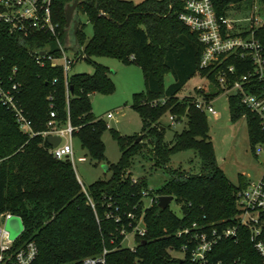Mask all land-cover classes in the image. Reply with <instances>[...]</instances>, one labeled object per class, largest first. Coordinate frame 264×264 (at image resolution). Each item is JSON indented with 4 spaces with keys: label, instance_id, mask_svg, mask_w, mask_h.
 <instances>
[{
    "label": "trees",
    "instance_id": "16d2710c",
    "mask_svg": "<svg viewBox=\"0 0 264 264\" xmlns=\"http://www.w3.org/2000/svg\"><path fill=\"white\" fill-rule=\"evenodd\" d=\"M72 1L53 0L52 4L53 19L64 48L70 39L64 10ZM185 1L82 0L78 12L91 23L93 37L86 42L79 22L77 46L73 49L78 55L72 66L84 59L94 67L92 75L65 76L50 63L39 66L34 51L49 50L54 56L59 55L54 38L41 34L21 39L0 24V81L4 88L18 85V102L36 131L46 129L51 111L56 114V127L70 122L75 129L73 137L79 139L94 160L104 158L102 135L107 126L93 114L90 96L110 94L114 86L108 69L93 59L112 57L137 65L143 71L146 88L145 92L135 93L132 101L142 120V135L123 137L112 131L121 158L109 167L112 177L93 183L86 193L71 163L53 158L50 145L40 136L29 138L23 134L13 113L0 99V216L5 213L17 216L23 226L9 253L33 242L38 254L32 264H81L87 258L103 255L104 251L106 264H192L190 251L196 232L212 228L220 231L235 223L238 193L250 181L239 175L238 184H233L227 178L215 157L207 115L194 107L193 96L177 99L197 72L216 88L215 92H202L201 97L214 100L225 93L217 81L219 67L199 68L204 48L179 20ZM212 3L216 14L223 17L248 13L252 6L251 0H212ZM251 31L264 50V26L247 30L242 36ZM228 66L235 67V74L229 77V88L235 80L253 72L251 61L239 56H230L221 68ZM167 73L173 74L175 81L165 87ZM245 91L264 96V80L253 79ZM162 98L166 99L165 105L151 104ZM228 100L231 121L245 120L255 153L256 146L264 143L258 118L241 103L239 94L233 92ZM166 113L178 122L185 120L186 124L170 143L165 142L164 128L159 123ZM148 145L155 167H166L171 155L181 151H193L200 167L196 173L168 170L167 181L150 193L153 202L146 206L143 193L147 191V182L140 179L134 184L129 170L133 157ZM261 180L264 186V175ZM160 196H172L181 208L182 217H177L169 207L160 209ZM140 218L144 236L136 235L133 249L123 248L125 234L133 232ZM184 230L189 233L179 237L178 233ZM176 251L184 252L185 259L174 258L172 252ZM216 253V259L241 258L247 264H263L246 237L238 236L237 243L230 239L221 242Z\"/></svg>",
    "mask_w": 264,
    "mask_h": 264
},
{
    "label": "built area",
    "instance_id": "2783aa9c",
    "mask_svg": "<svg viewBox=\"0 0 264 264\" xmlns=\"http://www.w3.org/2000/svg\"><path fill=\"white\" fill-rule=\"evenodd\" d=\"M252 6L249 16L242 19L218 16L214 10L212 0H186L184 11L179 14V20L195 34L198 41L203 46V52L199 62L202 70L216 69L219 67L217 81L224 94L237 93L241 97V103L248 108L258 118L261 131L264 133V96H257L247 93L245 86L253 79L264 80V50L255 39L253 31L247 36L242 33L252 28L264 26L256 17L258 10L257 0H251ZM53 0H0V24L6 25L10 33L18 35L21 39L38 37L41 34H48L54 38L59 51L58 56H54L49 50L34 51L33 56L36 63L43 67L50 63L52 67H59L65 76L68 75L75 58L67 55L66 49L59 40L58 24L55 23L52 15ZM235 16V14L233 15ZM237 25L247 30H239ZM44 52V54H41ZM230 56H239L241 59H249L253 65V72L241 76L235 80L229 88V77L235 74V67L228 66L225 69L221 65ZM17 70H13L15 76ZM18 85L14 83L10 88H4L0 81V99L14 115L19 130L29 138L40 136L47 141L48 137L57 136L60 142L56 147L50 145L49 153L60 161H68L74 164L73 132L74 128L67 122L65 126L56 127L55 112L49 113V121L46 129L36 131L32 121L28 118L24 109L18 102L16 93ZM213 101L204 97L196 98L194 107L200 112L210 116H216L213 108ZM153 106H163L166 99L154 100ZM112 113L107 114V118H112ZM171 124H177L174 116H169ZM256 155L264 152V143H260L255 148ZM78 161H85L79 158ZM135 184L136 181L133 180ZM83 188V187H82ZM86 193V190L84 191ZM144 197L148 196L146 192ZM90 201V199H89ZM153 199H150V204ZM91 203V201H90ZM149 204V205H150ZM93 207V204L91 203ZM237 215L232 226L218 231L215 228L207 231L196 232L193 235L194 247L190 251V262L192 264H247L241 258L232 260L216 259V249L221 242L232 240L238 242L239 238L246 237L252 244L255 252L264 264V186L262 180L249 183L248 187L238 193ZM14 216L5 213L0 216V264H32L37 257L38 250L36 245L31 242L19 250L9 253L13 243L9 240V233L3 228V221L9 220ZM133 218L132 215H129ZM19 218V217H18ZM21 220V219H20ZM142 218L139 219L133 229L135 235L143 237L145 228ZM143 227V228H141ZM188 230L179 232L178 236L188 234ZM127 234H125L126 238ZM183 250H187L184 247ZM104 251L103 255L96 258H87L81 264H106Z\"/></svg>",
    "mask_w": 264,
    "mask_h": 264
},
{
    "label": "rangeland",
    "instance_id": "374dc122",
    "mask_svg": "<svg viewBox=\"0 0 264 264\" xmlns=\"http://www.w3.org/2000/svg\"><path fill=\"white\" fill-rule=\"evenodd\" d=\"M126 1L140 3L143 0ZM77 15L79 22L83 25L86 42H88L93 37V27L82 12H78ZM248 16L249 12L238 13L235 16L232 15V18L242 19ZM256 17L261 24H264V3L258 5ZM248 27V25L244 27L237 25L239 30H247ZM69 42L70 39L65 45L66 52L68 57L74 59L78 54L69 49ZM93 61L108 69V76L113 83L114 90L110 94L95 93L90 96L93 114L95 117L101 118L107 126L102 135L105 148L104 158L100 161L92 159L87 150L82 147L79 139L73 138L74 164L72 167L83 191L95 182L108 181L112 177V171L109 170V167L116 164L121 158V150L112 136V131H117L123 137L141 136L143 133L140 115L132 107L133 95L145 92L146 89L141 68L135 64H125L120 59L112 57H95ZM93 73L94 67L84 59L75 61L69 71V75H92ZM174 81V75L167 73L164 78V86L167 87ZM215 91L216 88L208 79L201 77L200 73L197 72L178 93L177 99L182 100L189 96L201 98L202 92ZM228 97L229 94H222L214 99L213 108L217 115H208L209 136L214 146L217 163L233 184H238L239 175L245 176L251 182H258L264 175V152L258 155L256 152H252L245 120L236 123L231 121ZM108 113H112V118H107ZM159 123L164 128V140L167 143L173 140L176 132L179 133L186 127L185 120L172 125L167 113L160 119ZM150 150L151 145H148L147 148L135 155L129 170L132 181L135 180L137 183L140 179H145L147 182L146 193L148 196L144 198L146 206L150 204V193L160 188L167 181L168 170L181 169L196 173L200 167V160L193 151L174 153L166 167H155ZM79 158H85V161H78ZM169 209L177 217H182L181 208L175 200L169 204ZM3 228L9 233L11 242H14L23 232L22 222L18 217L3 221ZM135 245V233L127 234L122 247L133 249ZM172 256L178 260L185 259V254L181 251L172 252Z\"/></svg>",
    "mask_w": 264,
    "mask_h": 264
},
{
    "label": "water",
    "instance_id": "95a60500",
    "mask_svg": "<svg viewBox=\"0 0 264 264\" xmlns=\"http://www.w3.org/2000/svg\"><path fill=\"white\" fill-rule=\"evenodd\" d=\"M82 0H73L71 3L67 4L64 10L66 28L70 30V42L69 49H74L77 46V32L79 29V20H78V8ZM106 17H108L106 15ZM41 54H44L42 52ZM47 142L52 147H56L60 138L57 136H51L47 138ZM68 162V161H67ZM173 201L172 196H160L158 197V207L162 210H165L169 207V204Z\"/></svg>",
    "mask_w": 264,
    "mask_h": 264
},
{
    "label": "crops",
    "instance_id": "0c3cea01",
    "mask_svg": "<svg viewBox=\"0 0 264 264\" xmlns=\"http://www.w3.org/2000/svg\"><path fill=\"white\" fill-rule=\"evenodd\" d=\"M144 1V0H143ZM133 2V1H132Z\"/></svg>",
    "mask_w": 264,
    "mask_h": 264
}]
</instances>
